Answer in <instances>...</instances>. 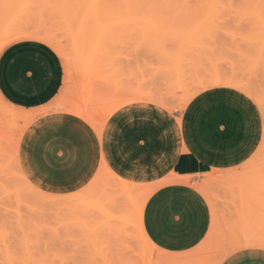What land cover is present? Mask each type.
I'll return each instance as SVG.
<instances>
[{"label": "rangeland", "instance_id": "1", "mask_svg": "<svg viewBox=\"0 0 264 264\" xmlns=\"http://www.w3.org/2000/svg\"><path fill=\"white\" fill-rule=\"evenodd\" d=\"M15 44L50 59L46 93L61 84L39 108L0 96V264H264V0H0V54ZM207 93L239 99L255 147L180 173L182 125ZM203 108L250 138L241 107ZM179 182L208 225L167 251L140 223Z\"/></svg>", "mask_w": 264, "mask_h": 264}, {"label": "crops", "instance_id": "2", "mask_svg": "<svg viewBox=\"0 0 264 264\" xmlns=\"http://www.w3.org/2000/svg\"><path fill=\"white\" fill-rule=\"evenodd\" d=\"M36 46L41 45L36 44ZM52 73L53 67L50 59L42 51L36 48H29L23 44L8 46L0 54V96L9 102L13 100L17 105L16 107L19 108H39L49 103L58 94L61 84V82L59 83L60 77L58 84L46 93L51 86ZM216 96L230 103V106L241 107L246 112L249 118L250 138L244 142V148L243 145L240 147L239 144L241 131L238 126L233 125V130L228 129L224 131L226 128L223 122L212 121V119L203 122L199 119L202 107L206 104L207 100ZM25 99L30 101L25 102ZM195 108L197 110L191 109L188 119L183 123L181 129L178 145L181 151L187 149L185 151L186 156L183 158L187 162L179 163L180 173L193 170L197 166L202 165H221L219 162L227 159L232 153L249 152L255 147L257 133L252 125L253 120L247 109L239 103V99H230L220 93L213 96L207 93L201 98L196 99ZM198 121L199 127L193 126L191 130L202 131L204 134H213L215 136L214 142L218 143L217 148L219 151H224L228 148L226 149L228 151L225 157L217 160L213 158L209 161L197 155L187 146L188 143H186V138L184 141L183 134L188 132L187 129L190 123H196ZM206 125L209 126V129ZM225 132H231L237 137H231V141H229L230 137L227 138ZM237 139H239L238 143L236 141ZM192 165L195 167H191ZM165 187H161L155 191L152 196L154 200L158 201V205L148 207L146 213L150 230L147 228L144 219L145 230L160 247L167 251L190 248L203 237L207 229V207L199 194L190 186L179 182ZM158 192L160 193L158 194Z\"/></svg>", "mask_w": 264, "mask_h": 264}, {"label": "bare ground", "instance_id": "3", "mask_svg": "<svg viewBox=\"0 0 264 264\" xmlns=\"http://www.w3.org/2000/svg\"><path fill=\"white\" fill-rule=\"evenodd\" d=\"M7 37V36H6ZM2 44V43H1ZM27 46V45H26ZM34 46V45H33ZM40 48V47H39ZM46 53V52H45ZM53 62V61H52ZM58 73V72H57ZM221 79V78H220ZM57 80V79H56ZM216 82V81H215ZM205 84V83H204ZM209 87V86H208ZM207 87V88H208ZM189 102V100L187 101V103ZM188 106V105H187ZM196 109V108H195ZM203 111L205 112V108H203ZM197 110V109H196ZM201 110V109H200ZM196 112V111H195ZM221 117V116H220ZM193 118V117H192ZM156 119V118H155ZM159 119V118H158ZM199 119L202 120L203 122L204 121H210L211 118L210 117H203L202 119L200 118L199 116ZM157 120V119H156ZM157 122V121H156ZM158 127V126H157ZM160 127V126H159ZM158 127V128H159ZM161 127L163 128L162 124H161ZM161 129V128H159ZM188 132L186 133V140L188 143L187 146L190 147V149L195 152L197 155L199 156H202L203 158L205 159H208L210 161V159H220L221 157H225L227 155V151L226 148L224 151H219V149L217 148V145L218 143L217 142H214V135L211 134V133H203L202 131H195V130H191V129H188L187 130ZM178 138V137H177ZM179 143V142H178ZM188 147V148H189ZM187 151V150H186ZM189 151V150H188ZM174 152V151H173ZM177 153V152H176ZM177 157V154L173 156L172 158V162L176 159ZM176 161V160H175ZM171 162V163H172ZM149 195V194H148ZM142 209L141 208V212H142ZM145 219V218H144ZM145 224L147 226V228L149 229V225H148V221L146 219L145 221ZM140 227H141V232H142V235L144 237L145 240H147L151 245L155 246L151 241L150 239L148 238L145 230H144V220H143V223L141 222L140 223ZM147 229V230H148ZM150 230V229H149Z\"/></svg>", "mask_w": 264, "mask_h": 264}, {"label": "snow or ice", "instance_id": "4", "mask_svg": "<svg viewBox=\"0 0 264 264\" xmlns=\"http://www.w3.org/2000/svg\"><path fill=\"white\" fill-rule=\"evenodd\" d=\"M66 128H67V134L69 137H71L73 134H75L78 130L76 129L75 127V124L74 123H68L66 125ZM81 161H76L75 164L78 165ZM65 169L68 173V177L71 178V172H72V169H73V162L72 161H69L66 165H65ZM231 264V262H230ZM236 264H241V262L237 261Z\"/></svg>", "mask_w": 264, "mask_h": 264}]
</instances>
